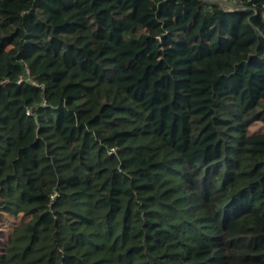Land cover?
<instances>
[{
    "label": "trees",
    "instance_id": "obj_1",
    "mask_svg": "<svg viewBox=\"0 0 264 264\" xmlns=\"http://www.w3.org/2000/svg\"><path fill=\"white\" fill-rule=\"evenodd\" d=\"M263 5L0 0V264H264Z\"/></svg>",
    "mask_w": 264,
    "mask_h": 264
},
{
    "label": "rangeland",
    "instance_id": "obj_2",
    "mask_svg": "<svg viewBox=\"0 0 264 264\" xmlns=\"http://www.w3.org/2000/svg\"><path fill=\"white\" fill-rule=\"evenodd\" d=\"M256 131H264V124L260 121L253 123L249 127V132L253 133ZM4 214H9L6 212L0 213V254L4 253L5 246L9 241V238L14 230L15 226L18 225L20 222L27 220V217H12L10 216H3Z\"/></svg>",
    "mask_w": 264,
    "mask_h": 264
},
{
    "label": "crops",
    "instance_id": "obj_3",
    "mask_svg": "<svg viewBox=\"0 0 264 264\" xmlns=\"http://www.w3.org/2000/svg\"><path fill=\"white\" fill-rule=\"evenodd\" d=\"M0 213H2V212H0ZM3 216H10V214H4ZM12 216V215H11ZM12 217H14V218H16V217H22V213H19L17 216H12ZM17 226V225H16ZM15 226V227H16Z\"/></svg>",
    "mask_w": 264,
    "mask_h": 264
},
{
    "label": "built area",
    "instance_id": "obj_4",
    "mask_svg": "<svg viewBox=\"0 0 264 264\" xmlns=\"http://www.w3.org/2000/svg\"><path fill=\"white\" fill-rule=\"evenodd\" d=\"M263 7H264V5H263ZM263 17H264V13H263ZM57 196H58V193H54V195L52 196V200H54Z\"/></svg>",
    "mask_w": 264,
    "mask_h": 264
}]
</instances>
